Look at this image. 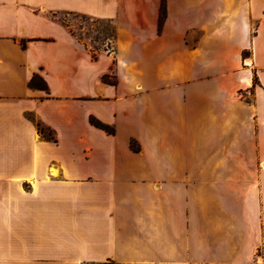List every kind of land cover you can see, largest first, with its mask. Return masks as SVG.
<instances>
[{"label":"crops","instance_id":"crops-1","mask_svg":"<svg viewBox=\"0 0 264 264\" xmlns=\"http://www.w3.org/2000/svg\"><path fill=\"white\" fill-rule=\"evenodd\" d=\"M108 261L264 264V0H0V264Z\"/></svg>","mask_w":264,"mask_h":264},{"label":"rangeland","instance_id":"rangeland-1","mask_svg":"<svg viewBox=\"0 0 264 264\" xmlns=\"http://www.w3.org/2000/svg\"><path fill=\"white\" fill-rule=\"evenodd\" d=\"M57 20L67 25L77 38L96 48H105L114 33L109 22L94 20L81 14H59Z\"/></svg>","mask_w":264,"mask_h":264},{"label":"trees","instance_id":"trees-1","mask_svg":"<svg viewBox=\"0 0 264 264\" xmlns=\"http://www.w3.org/2000/svg\"><path fill=\"white\" fill-rule=\"evenodd\" d=\"M165 10L166 9H165L164 2H162V6H161V9H160V22H162V19H163L164 15H165ZM243 55H248V52H244ZM30 83H31V85L33 87H41L43 89H46V85H45L44 81L42 80L41 77H39L37 75L32 77ZM90 122L94 126L105 130L107 133H110V134L114 133V128L113 127H111L109 125H106V124L98 121L97 119H95L93 117L90 118ZM37 128H38V131H39V133L41 134V136L43 138H46L47 140H55V137H54V134H53L52 130H50L49 128L45 127L40 122H37ZM131 147L133 149H138V147L136 146L135 141L131 142ZM102 264H122V263H116V262H113V261H108V262H103Z\"/></svg>","mask_w":264,"mask_h":264}]
</instances>
